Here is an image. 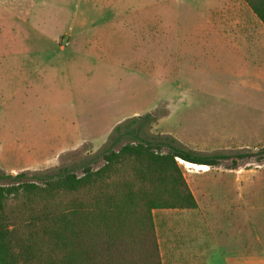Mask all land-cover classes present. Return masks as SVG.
Returning a JSON list of instances; mask_svg holds the SVG:
<instances>
[{
	"label": "rangeland",
	"instance_id": "rangeland-1",
	"mask_svg": "<svg viewBox=\"0 0 264 264\" xmlns=\"http://www.w3.org/2000/svg\"><path fill=\"white\" fill-rule=\"evenodd\" d=\"M241 2L248 6L243 0H0V174L26 173L23 181L39 184L64 170L82 175L85 164L101 167L107 149L134 138L126 134L132 120L152 114L140 136L230 157L207 169L179 161L198 207L152 212L164 264H184L183 254L194 264L204 246L209 254L212 207L240 203L251 220L264 217V65L260 79L232 61L189 67L175 47L193 38L201 18L244 12ZM132 165L120 167L115 185L132 182ZM95 194L81 200L90 206ZM10 209L21 217V202L11 201ZM221 252L213 264L222 262Z\"/></svg>",
	"mask_w": 264,
	"mask_h": 264
},
{
	"label": "trees",
	"instance_id": "trees-1",
	"mask_svg": "<svg viewBox=\"0 0 264 264\" xmlns=\"http://www.w3.org/2000/svg\"><path fill=\"white\" fill-rule=\"evenodd\" d=\"M243 1L264 25V0ZM154 119L132 120L126 134L134 138L107 149L101 167L85 164L82 175L64 170L39 184L23 181L26 173L0 174V264H162L152 212L198 207L179 161L215 167L230 157L196 155L168 138L140 136ZM126 163L133 164L132 182L115 185ZM93 190L95 201L86 206L81 197ZM68 197L73 200L66 204ZM11 201L21 202L20 218Z\"/></svg>",
	"mask_w": 264,
	"mask_h": 264
},
{
	"label": "crops",
	"instance_id": "crops-1",
	"mask_svg": "<svg viewBox=\"0 0 264 264\" xmlns=\"http://www.w3.org/2000/svg\"><path fill=\"white\" fill-rule=\"evenodd\" d=\"M244 7V12H226L225 18L213 13L201 18L203 22L194 28L193 38L175 46L180 52L179 60L189 67L197 64L215 67L219 62L232 61L244 66L246 74L257 75L260 79L259 66L264 65V25L248 6ZM239 204L232 206L225 203L211 208L209 254H204L205 246L203 252L200 247L196 251L199 255L193 256L194 264H206V259L208 264L215 263L217 250H222L220 264H264V217L251 220L249 211ZM230 213H235V217ZM157 240L161 262L164 264L158 237ZM228 241L234 244L229 249L224 247ZM183 255L184 264H191L188 254Z\"/></svg>",
	"mask_w": 264,
	"mask_h": 264
},
{
	"label": "bare ground",
	"instance_id": "bare-ground-1",
	"mask_svg": "<svg viewBox=\"0 0 264 264\" xmlns=\"http://www.w3.org/2000/svg\"><path fill=\"white\" fill-rule=\"evenodd\" d=\"M189 165H192V166H195V167H197V168H200V169H207V166H198V165H193V164H190V163H188Z\"/></svg>",
	"mask_w": 264,
	"mask_h": 264
}]
</instances>
